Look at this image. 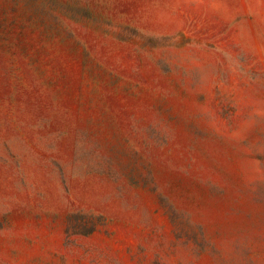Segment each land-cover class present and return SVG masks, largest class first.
Listing matches in <instances>:
<instances>
[{
	"label": "rangeland",
	"instance_id": "1",
	"mask_svg": "<svg viewBox=\"0 0 264 264\" xmlns=\"http://www.w3.org/2000/svg\"><path fill=\"white\" fill-rule=\"evenodd\" d=\"M0 264H264V0H0Z\"/></svg>",
	"mask_w": 264,
	"mask_h": 264
}]
</instances>
